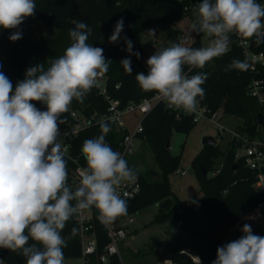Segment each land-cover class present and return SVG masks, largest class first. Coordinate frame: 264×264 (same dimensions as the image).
Wrapping results in <instances>:
<instances>
[{
	"label": "clouds",
	"instance_id": "clouds-1",
	"mask_svg": "<svg viewBox=\"0 0 264 264\" xmlns=\"http://www.w3.org/2000/svg\"><path fill=\"white\" fill-rule=\"evenodd\" d=\"M35 12V0H0V29H18ZM193 12L190 32L210 38L208 45L190 47L181 41L156 49L146 61L147 74L135 76L143 91L154 92L169 107L190 114L205 96L203 85L209 74L188 76L185 66L204 69L225 55L230 34L245 42L255 38L257 44L264 43V4L257 0H200ZM73 23L70 46L47 69L43 64L29 67L15 85L0 71V248L23 255L26 264H64L67 240L61 233L67 222L92 208L102 223L126 215L127 201L119 189L138 177L137 170L106 142L111 128L108 120H102L100 135L82 144L86 166L77 169L78 186L73 189L68 183L67 148L58 140L62 114L70 110L73 100L83 103L99 86L110 62L103 48L88 43L92 28L83 21ZM123 30L121 17L108 40H124L129 58L120 63L131 75L130 56L139 59L140 54L133 51L128 37H121ZM147 33L155 36L156 30ZM21 38L20 31L9 36L12 42ZM248 66L233 59L225 71H243ZM77 231L74 227L69 238ZM241 231L239 239L217 248L212 264H264V237L253 234L249 224Z\"/></svg>",
	"mask_w": 264,
	"mask_h": 264
},
{
	"label": "trees",
	"instance_id": "trees-1",
	"mask_svg": "<svg viewBox=\"0 0 264 264\" xmlns=\"http://www.w3.org/2000/svg\"><path fill=\"white\" fill-rule=\"evenodd\" d=\"M199 2L200 0H35L36 15L45 24L58 28V35L44 40L22 35L21 39L12 42L9 36L14 31L0 29V63L3 65L0 71L15 85L25 78V71L29 67L43 64L47 69L50 62L63 55L64 50L70 46L69 31L74 28L73 21H83L92 28L88 43L103 48L105 58L110 60L106 73L109 93L119 97L123 105L139 102L155 94L143 91L135 80V76L140 73L136 66L141 65L145 56L142 29L162 23L167 26L170 36L179 38L174 35L173 24L187 18L191 25L194 19L193 9ZM121 17L124 19L121 37H128L133 43V51L140 54L139 59L135 55L130 56L131 75L120 63L122 59L129 58L124 40L121 39L118 43H109L108 40ZM192 33L194 36L186 46L203 47L199 34ZM256 49H264V43L258 44ZM233 59L245 61L236 42H233L225 55L215 58L204 69H192L188 76L197 72L208 73V79L203 85L205 96L199 103L207 105L212 111L222 108L224 113L242 118V124L238 128L254 134L260 125L258 113H264V105L247 93L249 68L243 71H225ZM187 68L185 66V70ZM117 84L120 85L119 88L116 87ZM36 106L45 110V106L40 103ZM106 108V100L94 87L83 103L73 100L70 110L62 114L64 123L60 127L70 122L72 109L91 116L94 113H104ZM100 122L91 121L73 141L72 152L74 155L79 154L84 166L85 160L80 151L82 144L86 139L100 135ZM196 123L192 115L182 114L178 117L163 102L157 103L143 120V131L139 133V137L153 150L162 170V177L152 179L132 165L140 176L142 192L134 198L125 199L127 214L113 222H119L149 204L158 203V212L153 222H166L168 233L186 230L195 236L186 244L168 240L165 245L151 244L137 249L136 254L157 256L146 264H156L163 260H171L175 264H212L216 259L217 248L222 246L227 232L264 201V190L255 187V172L242 162L235 161L236 147L232 141L227 150L221 149L218 143L204 144L194 157L192 163L201 183V195L180 198L174 193L170 175L181 166L182 154H173L166 143L173 131L189 133ZM110 128L105 137L106 142L113 150L118 151L127 130L116 128L112 124ZM218 163H223V167L216 175H210L211 171L218 168ZM203 168L207 174H203ZM74 227L78 229L77 234L69 238ZM96 230L98 252L83 257L79 224L72 217L61 233L67 240V246L63 250L64 257H83L84 264H121L117 255L111 256L107 262L100 260L99 255L110 239L101 223L96 225ZM258 235L264 237V232ZM231 241L234 240L229 242ZM0 256L7 264H26L25 257L17 252L0 248Z\"/></svg>",
	"mask_w": 264,
	"mask_h": 264
},
{
	"label": "built area",
	"instance_id": "built-area-1",
	"mask_svg": "<svg viewBox=\"0 0 264 264\" xmlns=\"http://www.w3.org/2000/svg\"><path fill=\"white\" fill-rule=\"evenodd\" d=\"M258 3L264 4V0H257ZM255 38L242 40L241 37L230 34L229 48L236 42L241 48L245 61L248 63L250 72L249 81L247 84V93L254 97L261 105H264V49L257 50L258 44L254 42ZM192 70V69H191ZM189 68L185 70L186 74L191 71ZM120 87L119 84L116 85ZM98 93H100L107 102V108L104 113H94L91 116L86 115L84 112L76 109H72L70 112L71 120L65 126L60 127V136L58 140L62 145L67 148V171H68V183L74 189L78 186L79 175L77 169L84 167L79 159V154H73V141L77 138L81 131L91 121H102L108 120L116 128L126 129L127 132L120 141L118 152L128 161L130 167L132 165V155L136 152V138L139 137V133L143 131V120L148 113L154 108V106L163 102L165 106L174 111L179 117L182 114L192 115L195 122L200 121L203 118H208L210 121L215 123L221 132L225 131L226 128L221 124V116H218V110L212 111L207 105L199 103L198 109L195 113H187L182 109H176L169 107L165 101H163L158 94H154L151 97L142 99L139 102H129L126 105L122 104L119 97H115L109 93L107 88V76L106 73L99 77V86L96 87ZM130 113H139L140 117L134 130L131 132L126 128V124L123 117ZM232 135L231 141L236 147L234 159L237 162H242L247 167L251 168L256 175L255 187L260 190H264V113L263 123H260L257 131L254 134L249 132H243L239 128L234 131L229 130ZM75 161V162H73ZM223 163H220L218 168L210 172V175H216ZM186 170H181L180 174L183 175ZM121 197L123 199L134 198L141 194L142 183L140 176L135 182L130 184H124L119 189ZM258 207H264V201L259 204ZM257 207V208H258ZM256 208V209H257ZM255 209V210H256ZM254 210V211H255ZM253 211V212H254ZM253 212L244 216L238 221V224H249ZM99 213L95 208L84 210L73 218L78 222L80 228V239L82 245L83 257L86 255L95 254L98 252V235L96 225L101 223L108 238L109 242L103 247L99 258L102 262H107L110 257L117 255L121 264H126L120 250V242L130 232L129 225L135 220L131 215L126 216L119 222L102 223L98 219ZM160 264V263H159Z\"/></svg>",
	"mask_w": 264,
	"mask_h": 264
},
{
	"label": "rangeland",
	"instance_id": "rangeland-1",
	"mask_svg": "<svg viewBox=\"0 0 264 264\" xmlns=\"http://www.w3.org/2000/svg\"><path fill=\"white\" fill-rule=\"evenodd\" d=\"M184 18L173 24L174 35L179 38L169 35V30L165 24H155L142 29L143 44L145 47V56L141 65L136 67L140 73L147 74L148 67L147 59L154 54L156 49H161L170 46L172 43L183 41L185 46L189 39L193 38L194 34L190 32V23ZM149 29H155L156 35L151 36L147 32ZM22 35L28 36L36 40L52 39L58 35V28L45 24L35 13L34 16L28 17L19 26L18 29ZM202 46L205 47L209 43V39L204 34H199ZM144 70H142V69ZM218 116H221V124L226 130L221 132L219 127L210 121L208 118H203L198 121L195 127L189 132L173 131L170 137V151L173 154H182L181 166L177 171L170 175V182L174 193L180 198H189L195 195L202 194L201 183L198 179L193 166V159L203 148V138L205 136H213L221 149L227 150L231 144L232 135L229 130H235L242 124V118L234 115L226 114L222 108L218 109ZM140 114L130 113L123 117L126 128L133 131L138 123ZM132 162L140 170L144 171L150 178L158 180L162 177V170L155 159V154L150 145L140 137L136 138V152L132 155ZM220 164V163H218ZM181 170H186V173L181 175ZM158 212V203L149 204L137 212L131 214L135 218L130 223V233L120 242V250L126 264H146L157 256H143L136 254L137 249H143L146 245L159 244L165 245L168 240L176 241L180 244H186L195 238L194 234L183 230L167 232L168 225L166 222H153L156 213ZM244 224H236L227 232L222 241V245L227 244L230 240L239 239L243 233L241 231ZM252 232L255 235L264 232V207H258L252 214L249 221ZM148 259V261H146ZM195 259L198 258L195 256ZM2 264H7L0 256ZM175 264L171 260H163L156 264ZM64 264H84L83 257H67Z\"/></svg>",
	"mask_w": 264,
	"mask_h": 264
},
{
	"label": "water",
	"instance_id": "water-1",
	"mask_svg": "<svg viewBox=\"0 0 264 264\" xmlns=\"http://www.w3.org/2000/svg\"><path fill=\"white\" fill-rule=\"evenodd\" d=\"M258 120L260 123H263V113H258ZM203 144H212V145H216L217 144V140L215 137L213 136H205L203 138ZM166 147H170V138L167 140L166 143ZM237 165H234V167H236ZM203 174H207V171L205 168H203Z\"/></svg>",
	"mask_w": 264,
	"mask_h": 264
},
{
	"label": "crops",
	"instance_id": "crops-1",
	"mask_svg": "<svg viewBox=\"0 0 264 264\" xmlns=\"http://www.w3.org/2000/svg\"><path fill=\"white\" fill-rule=\"evenodd\" d=\"M83 260H84V258H83Z\"/></svg>",
	"mask_w": 264,
	"mask_h": 264
},
{
	"label": "bare ground",
	"instance_id": "bare-ground-1",
	"mask_svg": "<svg viewBox=\"0 0 264 264\" xmlns=\"http://www.w3.org/2000/svg\"><path fill=\"white\" fill-rule=\"evenodd\" d=\"M161 264V263H160Z\"/></svg>",
	"mask_w": 264,
	"mask_h": 264
}]
</instances>
